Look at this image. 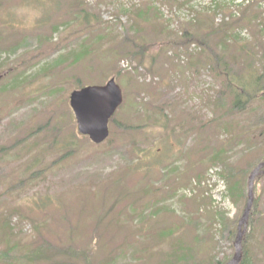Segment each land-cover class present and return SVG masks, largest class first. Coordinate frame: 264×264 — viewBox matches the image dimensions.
I'll list each match as a JSON object with an SVG mask.
<instances>
[{
  "label": "rangeland",
  "instance_id": "1",
  "mask_svg": "<svg viewBox=\"0 0 264 264\" xmlns=\"http://www.w3.org/2000/svg\"><path fill=\"white\" fill-rule=\"evenodd\" d=\"M263 66L264 0H0V264L233 257L242 202L228 214L208 169L234 167L235 183L264 153L261 93L232 108L226 80L252 90ZM110 77L123 102L95 144L69 95ZM256 190L264 264V178Z\"/></svg>",
  "mask_w": 264,
  "mask_h": 264
},
{
  "label": "trees",
  "instance_id": "2",
  "mask_svg": "<svg viewBox=\"0 0 264 264\" xmlns=\"http://www.w3.org/2000/svg\"><path fill=\"white\" fill-rule=\"evenodd\" d=\"M212 61L216 62V69L219 68L220 65V58L212 59ZM210 60L209 61V67H212L213 63ZM226 69V68H225ZM219 73H223V70H219ZM224 74H229L228 69H226V72ZM254 77L253 83L251 84L252 90H248L245 83L242 81H239L237 85L234 83L230 77H226L227 86L232 87L235 89V95L233 96L232 100V108L243 110L247 108L248 103L254 99L253 97L257 95V92L259 91L261 94L257 95L258 97H263L264 99V66L262 69V72L259 74H252ZM212 101L215 103L217 102V98H213ZM148 118H151L150 115ZM154 121V117L152 118ZM158 122H155L154 124L156 127H160L162 129H167L169 124V117L166 113L161 114L159 119H157ZM257 129L252 134L253 138L257 139L259 143L264 142V115L258 118L257 120ZM168 138V137H167ZM166 139V138H165ZM264 161V153L260 156V158L248 166V168L244 171V179L242 178V181L235 180V183H232L233 179L235 178L236 169L234 167H227L225 169L224 177L228 180V192L231 196L232 200L234 202H242L241 209L239 210V216L242 214L243 209L245 207L246 201H247V193H248V176L252 169L260 162ZM264 178V174L260 173L255 177L254 180V202L252 205L251 213L248 219V227L247 231L243 236L242 240V258L239 264H254L252 259V253L250 250V238L252 235V232L254 230L253 223L255 221V218L257 217V206L259 203V193L256 190V186L259 183V181ZM7 220V219H6ZM235 220L231 221L230 229H228V237L231 240V242L234 241L236 236V222L233 224ZM156 236V235H154ZM43 248V247H42ZM47 250V246L43 248V251L45 252ZM33 257H42V254L38 251H32ZM46 254V253H44ZM232 257V254L224 255L221 259H212L211 261H208L206 264H225L227 263Z\"/></svg>",
  "mask_w": 264,
  "mask_h": 264
},
{
  "label": "water",
  "instance_id": "3",
  "mask_svg": "<svg viewBox=\"0 0 264 264\" xmlns=\"http://www.w3.org/2000/svg\"><path fill=\"white\" fill-rule=\"evenodd\" d=\"M122 100V90L116 83L114 77L110 78L103 85H88L72 91L70 94V105L75 113L78 131L83 135H88L94 143L102 142L109 133V118L114 114ZM262 167H264V162L259 163L249 176L248 199L238 221L234 243L235 253L232 259L226 264H238L241 259V242L253 203L252 188L254 178Z\"/></svg>",
  "mask_w": 264,
  "mask_h": 264
}]
</instances>
